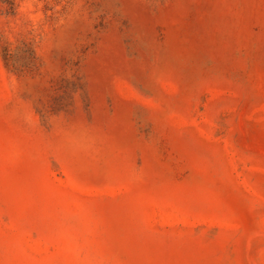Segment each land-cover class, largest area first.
Masks as SVG:
<instances>
[{
	"label": "rangeland",
	"instance_id": "374dc122",
	"mask_svg": "<svg viewBox=\"0 0 264 264\" xmlns=\"http://www.w3.org/2000/svg\"><path fill=\"white\" fill-rule=\"evenodd\" d=\"M0 264H264V0H0Z\"/></svg>",
	"mask_w": 264,
	"mask_h": 264
}]
</instances>
